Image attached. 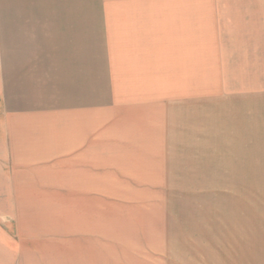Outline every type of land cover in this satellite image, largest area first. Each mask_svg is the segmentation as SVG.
<instances>
[{"label": "crops", "instance_id": "0c3cea01", "mask_svg": "<svg viewBox=\"0 0 264 264\" xmlns=\"http://www.w3.org/2000/svg\"><path fill=\"white\" fill-rule=\"evenodd\" d=\"M12 6L0 94L14 176L0 174V187L14 190L0 195V264L175 263H165V224L143 213L133 224L99 195L33 192L56 187L52 177L98 188L104 171H149L156 160L145 157L181 155L162 139L187 147L192 164L203 156L196 170L208 182L248 173L261 192L257 205L252 194L208 197L205 242L190 234L189 252L203 244L204 264H264V178L254 176L264 175V0H219L200 23L196 0Z\"/></svg>", "mask_w": 264, "mask_h": 264}, {"label": "rangeland", "instance_id": "374dc122", "mask_svg": "<svg viewBox=\"0 0 264 264\" xmlns=\"http://www.w3.org/2000/svg\"><path fill=\"white\" fill-rule=\"evenodd\" d=\"M112 1L113 0H110V2ZM105 2H109V0H0V67L3 63H5L6 67L7 64L11 65L10 52L13 46L12 37L8 30L13 28V23L8 24L7 22L14 20V15L16 20H18L20 14L18 12L7 11V9L13 7L12 5L51 3L103 4ZM196 3L198 5L197 19L198 23H200L203 21L205 15L208 14L210 17L211 12L215 9L213 5L219 3V0H196ZM3 100V96L0 94V150L5 152V157L0 156L2 157L0 158V174L1 177H5L6 179H13L14 172H11L13 157L8 155L11 153V142L8 139V131L11 128V124L7 122V113L3 112L4 110L6 111V109L2 107ZM158 142L161 145L165 144L169 149L179 151L181 155L145 157V159L148 158L149 162H152L151 160H156L155 165L149 164V171H104L102 172V185L98 188L61 187L60 184L64 182L52 181L59 180L60 178H53V175H51L52 179L50 183L57 185L56 187L33 188V192L37 195L61 196L66 198L87 194L94 196L99 195L102 200L110 198V201L118 203L107 205L116 207L117 211L133 224L142 222L141 218L138 216V214L141 216L142 213L148 217H145L148 223L160 222L161 224H165V263L168 262V258L172 259V257H174V259L177 260L175 261L176 264H188L190 256H197V262L204 264V245L201 244L198 246L197 251L189 252V238L193 237V235L190 236V234L195 233V238H197L198 242H205V228L208 226V215L206 214L207 198L214 199L209 200V202H220L221 199L219 197H230V199H235L239 196L251 195L252 190L248 186L252 185L253 177L245 173L242 174V179L240 180L236 172L225 171L221 174H219L220 172H214L212 177H210L212 173H209L208 182L207 173L203 170H196L204 168L203 156L196 157V159L198 158V164H192L189 161L190 158L187 154V147L184 148L182 144L180 147L176 146L172 144L175 143V141L171 139H162ZM178 158H180L179 165L169 164ZM199 161H202V164H199ZM233 173H236V175ZM221 175L229 177L226 181V186H222L219 178H217ZM254 176L259 184L262 177L264 178V175L260 172H255ZM241 184L244 185V188ZM13 190L14 189L9 187L6 182L5 187H0V195H12ZM18 190H20V194H24L25 189L21 188ZM257 190L261 191L260 188H257ZM252 195L254 197L256 196L253 202H255V204L258 203V196H261V192H256ZM223 201L224 206H228L227 202L235 200ZM141 208L144 210L142 211ZM154 209H157L158 214L156 213L154 219H152L150 213H152ZM75 222L76 218L70 215V223ZM256 222L257 224H264V220H258ZM209 223L216 224L215 220L211 219V215L209 216ZM223 227H235V221L225 220L223 221ZM260 236L263 235L260 234ZM131 238L136 241L137 235L134 234ZM106 240H109L108 243H115V241H110L109 238L104 239V237H102V242ZM117 242L121 243L122 240L118 239ZM175 263L172 262V264Z\"/></svg>", "mask_w": 264, "mask_h": 264}]
</instances>
